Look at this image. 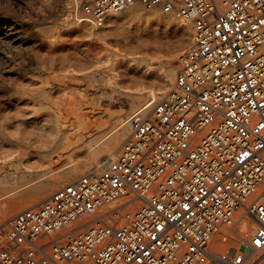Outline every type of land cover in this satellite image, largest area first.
Instances as JSON below:
<instances>
[{"label": "built area", "instance_id": "1", "mask_svg": "<svg viewBox=\"0 0 264 264\" xmlns=\"http://www.w3.org/2000/svg\"><path fill=\"white\" fill-rule=\"evenodd\" d=\"M135 4L192 26L174 84L131 114L101 172L6 222L0 264H250L264 254V0H72L71 17L99 29ZM230 240L239 244L219 251Z\"/></svg>", "mask_w": 264, "mask_h": 264}, {"label": "bare ground", "instance_id": "2", "mask_svg": "<svg viewBox=\"0 0 264 264\" xmlns=\"http://www.w3.org/2000/svg\"><path fill=\"white\" fill-rule=\"evenodd\" d=\"M66 1L43 0L49 8L61 5L62 14L67 11ZM139 5L135 4L127 10L137 11ZM68 20L66 17L59 23L51 22L48 29L54 28L55 23L71 25ZM84 30L79 33L86 34L87 31ZM93 33L91 31L88 35ZM25 39L22 36V23L0 11V183L2 177L9 174L10 166H19L27 153H45L56 161L51 171L31 173L30 179L0 193V200L12 199L9 206L7 204V207H3L6 208L2 210L0 229L18 211L38 206L52 191L69 184L81 173L101 172L115 158L128 134L127 124L131 114L141 106L158 100L171 89L180 53L190 44L187 33L185 41L165 62L156 85L149 91L136 90L122 95L119 93L116 98L113 93H98L87 89L82 81H77L78 75L72 71L53 77L45 76L43 79L32 75L18 79L20 70L17 69L22 65L35 63L25 61ZM55 58L61 64H65L68 59L62 52ZM43 62L41 59L36 60L37 67L43 66ZM154 70L155 67H152L143 77L155 81ZM96 74L98 75L97 70L85 71L83 77L92 85L97 79ZM119 98L124 102L121 101L120 104ZM13 153L16 155L12 157ZM81 156L88 159L82 161ZM84 220L85 218H81L79 222ZM73 227L75 226H69L62 232H69ZM233 242L239 244L237 240H230L229 243Z\"/></svg>", "mask_w": 264, "mask_h": 264}, {"label": "rangeland", "instance_id": "3", "mask_svg": "<svg viewBox=\"0 0 264 264\" xmlns=\"http://www.w3.org/2000/svg\"><path fill=\"white\" fill-rule=\"evenodd\" d=\"M42 2L43 0H0V11L12 20L22 23V36L26 37L24 46L29 48L23 49L25 61H35L33 65H22L17 69L20 70L18 79L29 75L43 79L45 76L53 77L72 71L78 75L77 81H82L87 89L98 93H113L118 98L122 93L136 90L149 91L153 85H156V79L165 62L185 41L187 33L190 36V44L192 43V26L173 14L163 13L160 9L146 8L140 4L137 11L125 10L114 14L108 18L102 28L95 29L88 24L76 23L72 19L70 13L72 0L66 1L67 11L64 14L60 12L61 5L49 8L45 2ZM66 17L71 25L56 24ZM51 22H56V27L49 30ZM82 29L87 33L80 34L79 31ZM91 31L94 33L88 35ZM185 50L180 53L177 71ZM59 51L67 55L65 64L59 63L55 58L60 55ZM38 59L44 61L41 69L36 65ZM152 67H155V81L143 77V74L149 72ZM93 70H97V79L95 78L96 81L89 85L88 79L83 77V72ZM121 101L124 102L119 98L120 104ZM14 155L16 154L13 153L12 157ZM87 159L86 156L80 157L82 161ZM55 161L45 153L42 155L27 153L19 166L15 164L10 166V169L8 167L9 174H5L1 179L0 193L30 179L31 173L51 171ZM87 172L81 173L80 176ZM4 201L0 200L2 202L0 218L2 210L7 204L10 205L12 199L5 198ZM4 206L6 207L3 208ZM233 245L236 246L229 242L219 244V247H222L220 251ZM256 257L250 264H264V254Z\"/></svg>", "mask_w": 264, "mask_h": 264}]
</instances>
